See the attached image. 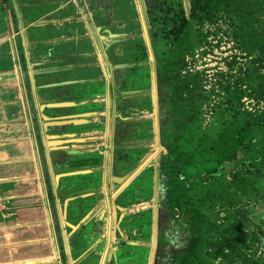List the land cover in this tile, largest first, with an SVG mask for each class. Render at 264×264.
Listing matches in <instances>:
<instances>
[{
    "label": "crops",
    "instance_id": "1",
    "mask_svg": "<svg viewBox=\"0 0 264 264\" xmlns=\"http://www.w3.org/2000/svg\"><path fill=\"white\" fill-rule=\"evenodd\" d=\"M83 3L80 9L64 6L56 18L82 10L81 20L71 24L98 34L88 26ZM8 8L0 9V264H120V243L131 242V231L136 237L147 229L122 226L137 215L122 217L118 205H126L128 191L135 200L150 193L153 199L155 190L142 176L161 165L176 132L174 114H165L171 105L154 82L155 58L146 52V90L129 92L141 82L137 76L112 87L108 80L117 71L102 64V51L95 52L89 37L94 59L64 66L52 37H38L43 18L33 19L20 0H11ZM48 69L56 72L33 76ZM140 98L147 106L135 103ZM61 100L66 103H57ZM139 127L150 138L139 137ZM150 237L153 244L152 226ZM152 244H144L150 256Z\"/></svg>",
    "mask_w": 264,
    "mask_h": 264
},
{
    "label": "trees",
    "instance_id": "2",
    "mask_svg": "<svg viewBox=\"0 0 264 264\" xmlns=\"http://www.w3.org/2000/svg\"><path fill=\"white\" fill-rule=\"evenodd\" d=\"M9 1L0 0V9L8 7ZM182 8L181 2L179 11L170 12L174 25L168 33L171 36L169 51L158 63L159 72L165 78L168 73H173L175 82V75L180 74L187 55L195 52L205 58L214 51L213 48L223 42V37H218L223 26L227 27L235 49L251 59L242 64L238 57L232 55L227 59L228 72L215 70L213 75H208L211 73L209 69L194 70L187 72L182 85L176 86L174 94L183 92L189 103L195 102V94L203 89L214 103L213 125L207 130L212 142L213 159L200 155L201 152L209 154L200 135L183 145L185 158L194 175L191 182L190 178H186L180 187L183 191L193 190L194 186L198 190L187 197L188 200L184 196L173 197L169 208L174 212V207L182 208L185 202L186 210H191L192 214L195 212V216L190 218L185 211L180 215L181 219H186V227L191 230L192 238H188L186 245L189 251L201 246L198 231L206 229L205 214L201 208L212 210L214 238L205 250L206 259L202 264H214L215 260H219L220 264H264V256L261 255H264V111L250 114L241 110L245 97L264 102V0H188V12ZM213 36L216 38L215 46L208 40ZM147 50L153 57L151 46ZM171 94L165 92L170 105ZM197 115L193 116V129L198 127ZM176 139L177 135L165 146L168 152L161 162L162 167L171 168L180 176L182 169L178 160L182 158V153L169 148ZM200 156L204 158V166L198 161ZM211 179H215L212 187L208 185ZM200 187L210 199L206 196L198 203V195L202 192ZM257 208L262 209L259 215L255 213ZM145 227L147 233H139L148 239V224ZM162 244L160 235L159 245ZM120 246L119 258L135 255V252H129L128 246Z\"/></svg>",
    "mask_w": 264,
    "mask_h": 264
},
{
    "label": "rangeland",
    "instance_id": "3",
    "mask_svg": "<svg viewBox=\"0 0 264 264\" xmlns=\"http://www.w3.org/2000/svg\"><path fill=\"white\" fill-rule=\"evenodd\" d=\"M132 1L134 11L137 10L139 13H141H138V19L134 17L131 11H128L129 8L126 2L117 3V0H86L88 13L90 15L89 17H86V15H84V17L88 21V26L91 30L94 29L95 31H93L96 33V30L98 29V34L89 33V35L86 25L82 29H80L79 27H75V25L73 26V24H71V22L75 21L76 19L81 20V17L83 15L82 10V15L80 14V11H77L75 13L74 10L70 12L74 13L73 17L59 19L56 18L58 15H60L59 12L64 10V6L74 5L76 9H80L81 6L78 7V5H81L83 0H20V3L33 11L35 15L33 19H35L36 21H39L41 20V18H43L45 22L44 25L40 26L42 30L38 31V37H52L51 46L53 48V51L59 57L61 63L64 66L78 64V62L80 61V59L78 60V58L88 57L87 59L82 60L91 62V58L94 59L93 56H90V54L94 52V47L91 42L93 41L96 45L95 52H97L99 48L102 51L101 62L103 65L107 66V70H113L116 66H119L115 69V71L117 72H115L108 80L110 84H112V87H117L118 89L120 81L122 79L129 77V82H132L136 81L134 77L137 76L140 77L141 82H136V84L132 86L135 90H129V92H139V88L146 90L145 87L150 83V73L144 67L147 66L146 52L148 51V47L151 46L153 57L155 58L154 61H151V66L156 67L154 82H156L157 90L161 91L160 94H162L161 96L163 97H165V92L173 93L171 94L172 111L165 109L164 110L166 115L168 113L174 114L176 129L175 136L177 135V139L176 142L172 143L169 146V148L172 151L182 153L183 159H177L181 166L182 174L180 176H177L171 168L162 167L161 163V165L155 171H148V173H145L142 176L144 177L146 175L144 177V181L146 180L149 185L155 190L153 192L152 200L150 192V194L148 193L149 195H139L137 200H135V195L132 194V191L126 192V205H118V208H120L122 211V217H125L123 216V213L125 212H132L137 216L130 218L128 223V219L122 220V226L128 224L138 225L139 223H143L138 226H142L143 231L146 230V224H148L149 231H151L152 226L153 244L150 236V238L144 239V234L140 236L137 233V236L133 237L131 235L135 233L131 231L130 237L132 238L129 239L131 240V242H128V239H126V241L127 243L133 245L127 244L126 241L121 242L120 245L128 246V248H130L129 252H135V255H131V257L129 258L118 257V263L202 264L206 259L205 250L214 238V229L211 228L212 221H214V217L212 218V210H210V208H201V210H204L205 214L206 222L204 226L206 229L198 231L200 232L201 246H195L192 251H189L190 249H188L186 245L188 243V238H192L190 235L191 230L186 227V219H181L180 215L185 211L187 214V218H190L195 216V212H193L192 214L191 210H186L185 202L183 203L182 208L174 207V212H172L169 208V201H173V197L179 198L181 196H184V198L187 199V197H191V194L195 190H198V188L195 186L193 187V190L190 189L189 191H183V188L180 187V185H183V183L186 182V178H190L191 182L193 180L191 179V177L192 175H194V172L188 166V159L185 158V152L183 150V145L185 143H189L191 138H196L200 135L199 137L202 139L204 138L205 140L204 149L209 152V154L206 152H201L200 155L208 156L207 159L209 160L213 159L212 142L209 134L207 133V130L210 126L213 125L212 118L214 117V111L212 109L214 103L211 101L210 97L207 96L208 94L206 89H203L201 90V92L195 94V102L191 101V103L188 102V97L185 96L183 92L177 94H174V92L177 85H182V81L186 74L195 70L193 67L192 71H187V69L185 68L187 63H190L192 65L194 64L195 67L209 69L208 72L211 73H209L208 75H213L212 72H214L215 70L228 72L227 59L231 58L232 55L234 57H238L240 63L242 64L249 61L251 58L250 56L247 57L243 53H240L237 49H235L234 41L229 36L227 27L223 26L220 29V32H218L220 33L218 37H223V42L221 44H218L217 47H214V51L209 53L208 56H204V59L197 55V53L195 52H193L191 56L187 55L186 57H184L183 68L180 74L175 75V83L174 79L172 78V76H174L173 73H168L165 78L159 72L160 66L158 63L160 62V59L165 57V54L169 51L171 36L168 33L174 25L173 20L171 23V17L173 16L170 12L172 10L179 11L182 1L184 4L182 9H186L185 12H188V0H155L156 5H154L155 7L153 9H150V11L148 12V19L146 18V15L144 13L146 12V9L143 8L142 1ZM85 4L86 3H83V5ZM39 8H43V17H40V14L42 12L39 11ZM54 19L58 20L56 22V25L50 26L51 20ZM140 22L142 24H140ZM65 24L70 25V27L66 29V27H64ZM224 25H226L225 22ZM57 26H59V29H61L58 35L54 33ZM211 30L214 32L213 28H211ZM86 37H89L91 41H89ZM215 39V36L208 38L213 46H215L214 44H216ZM99 44H101L102 48L99 47ZM104 55H106L108 63H106ZM137 68L141 69L137 70ZM60 70L63 71L64 69ZM60 70L58 71L61 72ZM34 72L35 71H32L33 74ZM63 85L65 84L63 83ZM144 99L145 98H140V100L135 103L144 104L142 106H147V103ZM62 102L66 103V101L64 100H61L57 103ZM241 108V110L247 111V113L257 114L264 111V102L257 98H249L246 101H242ZM197 113V116H199V120L197 119V121H199L197 122L198 127L193 129L191 126L193 125V116H195ZM141 131H143V135H138L139 137L146 138L147 136L148 138H150V136L146 135L144 133V130L139 127L137 133L139 134L141 133ZM206 139L208 141V147ZM126 147L129 148L131 146H122V148ZM167 152H165V155H167ZM202 156L198 158V161L202 164V166H204L203 164H205V162L203 161L204 158H201ZM190 166L192 165L190 164ZM189 185L190 184H187L186 186ZM208 185H210L211 187L215 185V179H211ZM142 186L143 188H149V186L145 183L144 185L142 184ZM127 188L128 187L123 189L122 194L127 190ZM201 191L202 192L199 193V195L197 194L199 197V199H197L198 203L199 201L204 200L205 197L209 195L203 189H201ZM150 209H152V211ZM215 210H218V208H215ZM261 212L262 209L257 208L255 213L259 215ZM251 217L254 218L252 215ZM160 235L163 238L162 245H159ZM139 239L141 240L139 241ZM146 243L148 245L152 244L151 256L150 247L144 246V244ZM261 255L264 256L263 253H261ZM214 264H220L219 260H215Z\"/></svg>",
    "mask_w": 264,
    "mask_h": 264
},
{
    "label": "flooded vegetation",
    "instance_id": "4",
    "mask_svg": "<svg viewBox=\"0 0 264 264\" xmlns=\"http://www.w3.org/2000/svg\"><path fill=\"white\" fill-rule=\"evenodd\" d=\"M85 1V0H84ZM113 1H115V0H113ZM140 1H142V4H143V8H145L146 9V12H144L145 13V15H146V18L148 19V17H147V15H148V12L150 11V9H153L155 6L154 5H156L155 4V0H140ZM144 1V2H143ZM158 1V0H157ZM88 2V1H87ZM86 2V3H87ZM121 3V2H126L127 4H128V11H131L132 13H133V15H135V14H138L137 13V10H135L134 11V9H133V1L132 0H117V3ZM138 2H139V0H138ZM157 3V2H156ZM182 3H183V1H182ZM137 6V5H136ZM183 6H184V4H183ZM136 19H138V18H136ZM120 51V50H119ZM45 71H54L53 69H48V70H45Z\"/></svg>",
    "mask_w": 264,
    "mask_h": 264
},
{
    "label": "built area",
    "instance_id": "5",
    "mask_svg": "<svg viewBox=\"0 0 264 264\" xmlns=\"http://www.w3.org/2000/svg\"><path fill=\"white\" fill-rule=\"evenodd\" d=\"M198 55V54H197ZM196 55V56H197ZM204 59V58H203ZM200 63H201V61H200ZM203 64V63H202ZM194 67V69L195 70H201L202 69V67H195V65L193 64H190V63H188L187 64V69H188V71H192V68ZM249 98H247V97H245V98H243V100L242 101H246V100H248Z\"/></svg>",
    "mask_w": 264,
    "mask_h": 264
},
{
    "label": "water",
    "instance_id": "6",
    "mask_svg": "<svg viewBox=\"0 0 264 264\" xmlns=\"http://www.w3.org/2000/svg\"><path fill=\"white\" fill-rule=\"evenodd\" d=\"M118 43V42H117ZM61 71V70H60ZM56 71H43V72H38V73H35V74H33V76H36V75H39V74H48V73H55ZM55 105H58V104H55ZM55 105H53V106H55ZM60 165H62L65 161L64 160H60V162L59 161H57Z\"/></svg>",
    "mask_w": 264,
    "mask_h": 264
}]
</instances>
